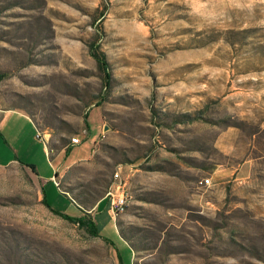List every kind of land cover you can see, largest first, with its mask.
<instances>
[{
	"label": "rangeland",
	"instance_id": "rangeland-1",
	"mask_svg": "<svg viewBox=\"0 0 264 264\" xmlns=\"http://www.w3.org/2000/svg\"><path fill=\"white\" fill-rule=\"evenodd\" d=\"M0 75V264H118L43 183L123 264H264V0H0Z\"/></svg>",
	"mask_w": 264,
	"mask_h": 264
},
{
	"label": "trees",
	"instance_id": "trees-1",
	"mask_svg": "<svg viewBox=\"0 0 264 264\" xmlns=\"http://www.w3.org/2000/svg\"><path fill=\"white\" fill-rule=\"evenodd\" d=\"M215 38H212V41ZM227 41L230 40V36L229 34L227 35ZM231 46H233L235 43H233L231 40L230 42H228ZM89 51H90V55L91 57L96 61V63L98 64L99 68L102 70V72L105 74V78L106 80L109 79V66L108 63L106 61L105 55L103 53H101L99 51V48L96 47L95 45L91 44L89 47ZM3 77V75H0V78ZM188 117V116H185ZM33 122V121H32ZM86 122V121H85ZM34 124V123H33ZM70 151V150H69ZM22 166L26 167L27 169H29L35 176H37L38 178L39 175L36 172L35 168L31 165H25L22 162H19ZM54 176H57V173L54 174ZM41 179V178H40ZM42 180V179H41ZM53 182V181H52ZM54 183V182H53ZM54 187L56 189H58V186H56L55 184H53ZM41 194H42V200L41 203L48 209L50 210L52 213H54L55 215H57L58 217H60L61 219L68 221L74 225L77 226V228L79 230H81L82 232H85L87 234L88 237L90 238H99L102 237V239L109 244L110 246H112L115 250H116V254H117V260H118V264H123L122 262V257L120 255V253L118 252V250L115 247V244L113 241H111L109 238L101 236L99 231H98V223L92 218V216L87 213L86 211H82L79 210L82 214L80 216H71L65 212H61L57 209H55L54 207H52L51 203L49 202V199L47 198V193L44 189V183L41 187ZM120 238L122 239V236L119 234ZM122 241L124 242V240L122 239ZM125 243V242H124ZM126 244V243H125ZM129 248H131L129 245H127Z\"/></svg>",
	"mask_w": 264,
	"mask_h": 264
},
{
	"label": "built area",
	"instance_id": "built-area-1",
	"mask_svg": "<svg viewBox=\"0 0 264 264\" xmlns=\"http://www.w3.org/2000/svg\"><path fill=\"white\" fill-rule=\"evenodd\" d=\"M37 137L39 139H44V136H42L39 132L37 134ZM81 143V140L79 138H72L71 145L77 146ZM116 181L118 183L115 186V190L109 189V191L106 193V198L108 199V207H107V213L108 215L113 218L116 215L122 213L125 209V202H126V196L121 193L120 195H115L114 192L118 191L121 187V181L119 179V173L116 172ZM55 183V182H54Z\"/></svg>",
	"mask_w": 264,
	"mask_h": 264
},
{
	"label": "crops",
	"instance_id": "crops-1",
	"mask_svg": "<svg viewBox=\"0 0 264 264\" xmlns=\"http://www.w3.org/2000/svg\"><path fill=\"white\" fill-rule=\"evenodd\" d=\"M25 116H27V115H25V114H23L21 112H18V111H14V110H2V109H0V132H2L6 127H8L9 124L12 122V120L21 119L23 117L25 118ZM44 149L47 152L46 146L44 147ZM12 163H19V162H17V160H9L7 162L4 161L3 162V165H1V166L10 165ZM54 172H55V170H54ZM54 177L55 176H53L52 179Z\"/></svg>",
	"mask_w": 264,
	"mask_h": 264
},
{
	"label": "bare ground",
	"instance_id": "bare-ground-1",
	"mask_svg": "<svg viewBox=\"0 0 264 264\" xmlns=\"http://www.w3.org/2000/svg\"><path fill=\"white\" fill-rule=\"evenodd\" d=\"M73 138H78V137H73ZM71 142H72V138H71ZM114 177H115V179H116V173H115V176H114Z\"/></svg>",
	"mask_w": 264,
	"mask_h": 264
},
{
	"label": "water",
	"instance_id": "water-1",
	"mask_svg": "<svg viewBox=\"0 0 264 264\" xmlns=\"http://www.w3.org/2000/svg\"><path fill=\"white\" fill-rule=\"evenodd\" d=\"M106 130H108V128H107V127H105V128H104V131H106Z\"/></svg>",
	"mask_w": 264,
	"mask_h": 264
}]
</instances>
